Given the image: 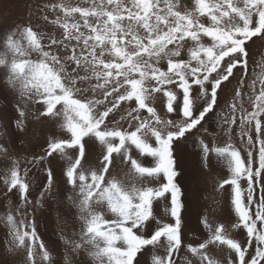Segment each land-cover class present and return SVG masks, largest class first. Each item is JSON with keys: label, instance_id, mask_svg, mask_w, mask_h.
Here are the masks:
<instances>
[{"label": "snow or ice", "instance_id": "6c2138e0", "mask_svg": "<svg viewBox=\"0 0 264 264\" xmlns=\"http://www.w3.org/2000/svg\"><path fill=\"white\" fill-rule=\"evenodd\" d=\"M86 2L87 7L65 2L46 5L63 14L52 20L43 16L63 30L62 39L31 24L11 30L2 42L0 66L7 69L6 82L24 106L41 105L39 117L57 120L65 133L64 138L48 142L46 155L57 153L66 161V183L77 192L73 203L95 264H139L138 254L148 247L153 249V264H176L183 244L184 204L174 146L203 127L218 105V91L230 78L237 79L238 87L230 104L232 115L224 124L232 131L239 113L246 152L230 142L210 147L200 140L199 144L206 159L214 153L227 163L230 175L219 188H230L238 218L231 227L243 228L247 242L242 245L231 238L223 223L213 226L205 219L209 238L187 247L199 264H220L211 246L230 250L234 259L229 257L226 264H264V78L258 87L252 80L250 91H244L247 44L253 38L264 39V0H193L190 8L182 7L180 0ZM193 86H198V96L204 100L200 107H195ZM174 89L182 90L180 97ZM156 94L166 98V116L177 113L179 120L157 112L152 104ZM19 114L25 116L24 108ZM17 126L23 128L22 121ZM92 141L101 148L96 165L88 159L86 146ZM133 150L151 157L154 166L143 165L133 157ZM120 164L129 168L127 181L114 174ZM26 177L19 162L13 161L4 182L9 191L17 189L27 204ZM47 177L50 189L51 169ZM169 197L166 211L171 219L158 218L154 203ZM6 221L12 236L10 251L24 250L27 264H37L38 254L45 264H52L34 220L17 222L10 213ZM253 242L254 254H249ZM81 246L76 244L77 249ZM161 248L164 255L156 253Z\"/></svg>", "mask_w": 264, "mask_h": 264}, {"label": "rangeland", "instance_id": "374dc122", "mask_svg": "<svg viewBox=\"0 0 264 264\" xmlns=\"http://www.w3.org/2000/svg\"><path fill=\"white\" fill-rule=\"evenodd\" d=\"M60 2L71 6H89L86 0H0V52L4 51L2 42L5 35L11 30L28 24L62 39L63 30L43 19L44 15H48L49 20L57 15L62 17V13L53 12L46 7L50 3ZM180 4L182 7L190 8L193 0H180ZM76 19H79L78 14ZM201 19L205 23L208 22L204 18ZM71 43L75 44V41ZM247 49L249 68L244 89L246 92L250 91L249 86L252 80L257 81L258 87L260 79L264 78V39L253 38L248 42ZM182 57L187 58V46L182 52ZM161 63L162 66L166 65V61ZM240 75V72H236L237 78ZM6 77L7 69L0 66V264H27L24 250H9L13 247L10 227L6 221L10 213L15 216L17 222L35 221L38 238L43 241L49 251L52 264H95L87 251L88 246L82 239L83 221L80 219L79 209L73 203V200L78 199L77 192L66 183L64 175L66 161L57 153L51 157L46 155L48 142L54 138H64L65 133L57 120L39 117L41 105L30 102L25 107L18 93L7 84ZM230 80V83L225 82L222 89L218 91V105L214 113L206 117L207 122H202L203 127L199 131L193 130L174 146L179 173L177 182L183 193L181 199L184 204L183 244L176 257V264H188L189 261L191 264H199L187 246L198 245L209 238L210 233L203 223L205 219L213 226L223 223L231 238L242 245L247 242L246 231L243 228L231 227L238 218L231 204L230 188L228 186L224 189L219 188L222 179L230 175L227 163L216 157L214 153L206 159L199 144L200 140H204L210 147L225 146L230 142L240 148L242 154L246 152L247 146L240 140L239 113L236 114L237 124L233 125L232 131H229L228 126L224 124V119L232 115L230 104L238 87L237 79L230 78ZM176 91L180 97L182 90ZM198 93V86H193L195 107H200L204 103ZM152 104L162 117L166 116V98L162 94H156ZM128 106L126 102L122 105V109L126 111ZM245 107L251 110L250 103L246 102ZM21 108L25 110L24 117L19 114ZM144 115L147 113L145 112ZM166 118L179 120L181 116L172 113L167 114ZM115 119H119V116L117 115ZM20 121L23 123V128L17 126ZM121 123L127 127L125 122L121 121ZM86 147L90 163L96 165L100 158V146L92 141ZM132 155L143 165L154 166L151 157L140 155L136 150H133ZM41 156H44L42 161L39 159ZM13 161L19 162L22 175L25 171L27 172L26 179L30 185L27 204L17 189L9 191L8 185L4 182L13 167ZM48 169H51L53 173V184L50 189L47 188ZM128 172V166L120 164L114 174L127 181L130 179ZM152 183L155 184V182ZM242 187L246 188V183L242 182ZM69 196L73 199L69 200ZM169 205L170 197L166 201L162 199L154 203V214L158 218L170 220L171 217L166 211ZM150 230L151 228L147 231ZM76 244L82 246L77 249ZM254 248L253 242V247L249 248V254H254ZM211 249L220 264H226L229 257L234 259L226 246H211ZM156 253L164 255V249H157ZM152 257L153 249L148 247L138 254L137 260L139 264H153ZM37 264H45L39 254Z\"/></svg>", "mask_w": 264, "mask_h": 264}]
</instances>
